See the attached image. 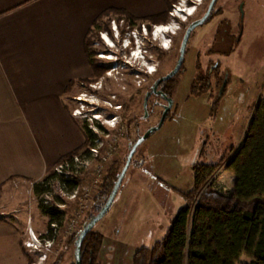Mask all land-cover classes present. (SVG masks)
<instances>
[{
    "label": "rangeland",
    "instance_id": "374dc122",
    "mask_svg": "<svg viewBox=\"0 0 264 264\" xmlns=\"http://www.w3.org/2000/svg\"><path fill=\"white\" fill-rule=\"evenodd\" d=\"M192 1L200 3V0ZM188 2L176 0V16L172 18L169 15L172 6L168 12V23L161 26L147 27L136 21L132 28L123 19L113 16L109 22L110 32H101L100 41L93 43L95 58L103 61L107 69L99 82L91 86L93 92L78 87L79 97L84 102H80L77 108L72 101L76 94L74 83L76 79L92 76L83 58L80 42L78 51L77 43L70 47L63 45L62 50L58 48L56 53L43 55L47 64H31V90L36 89V94L42 95V102H55L58 110L62 108V130L57 131L58 135L65 137L67 134L69 121L65 113L68 110L70 116L79 117L75 123L81 133L89 130L91 135L99 138V143L95 140L97 146L90 147L89 156L81 150L73 159H78L75 165L81 168L78 174H73L80 180L75 198L61 197L58 185L51 184V191L54 192L51 198L62 204L63 207L58 210L63 219L58 224L53 245L43 252L44 259L38 262V256L31 255V264H75L74 245H66V242L86 221L92 206L93 189L109 174L113 165L120 174L130 143L160 119L162 104L154 109L147 122H141L139 132L130 127L128 143L120 137L123 131L120 123L142 114L140 97L146 96L155 78L168 74L174 68L184 24L188 19L182 12L191 11V15L195 12V6L189 7ZM244 23L241 45L227 58L226 64H221V69L229 73L231 81L226 95L216 102L215 110H212L214 95H191L192 84L198 75L206 73L208 64H195L194 58L200 54L195 52L194 45L187 49L181 72L174 77L171 86L173 107L170 114L162 128L138 146L112 205L92 229L103 237L98 264H132L136 251L150 248L161 240L176 213L185 205L179 193L193 190L196 176L199 186L209 184L222 193L233 191V173L218 163L222 157L230 158L237 151L255 105L264 101V0H248ZM164 26L170 27V30L163 34L155 33ZM55 78L62 86L69 80L73 81L70 90L59 99L58 94L49 93ZM109 115L114 119L107 121L106 116ZM94 118L104 126V131L96 128ZM80 138L82 141L81 134ZM98 158L102 161H97ZM196 165L197 169L194 168ZM41 177L19 183L15 190L21 193L19 201L22 202L11 210L1 209L3 212L0 214L3 215L0 218L10 220L14 217L17 220L33 209L34 233L49 236L52 231L49 217L40 211L37 200L39 191L49 188L38 183ZM245 262L242 259V263Z\"/></svg>",
    "mask_w": 264,
    "mask_h": 264
},
{
    "label": "crops",
    "instance_id": "0c3cea01",
    "mask_svg": "<svg viewBox=\"0 0 264 264\" xmlns=\"http://www.w3.org/2000/svg\"><path fill=\"white\" fill-rule=\"evenodd\" d=\"M110 9L142 19L163 13L166 5L165 0H0V212L22 202L19 183L40 178L83 142L68 110L67 134L58 135L62 108L31 90V64H47L43 55L63 45L77 43L78 51L80 42L82 49L88 30ZM70 81L62 86L55 78L49 93L59 99ZM32 210L0 221V264H31L23 237L26 227L33 228Z\"/></svg>",
    "mask_w": 264,
    "mask_h": 264
},
{
    "label": "trees",
    "instance_id": "16d2710c",
    "mask_svg": "<svg viewBox=\"0 0 264 264\" xmlns=\"http://www.w3.org/2000/svg\"><path fill=\"white\" fill-rule=\"evenodd\" d=\"M175 2L176 0H165L166 9L163 13L139 20L125 11L112 9L98 16L82 41L83 55L93 81L102 77L107 69L106 65L102 64L103 61L95 58L93 43L99 40L101 32H110L109 22L113 20V16L118 20L123 19L132 28L136 21L146 24L147 27L166 25L168 12ZM180 72L181 69L178 74ZM204 77L205 74H202L195 79L191 87L192 96L208 93L209 84ZM173 82L174 77L165 84L167 86L164 92L169 97L172 94ZM72 85L73 81H70L66 92ZM215 105L216 102L212 110H215ZM82 136V144L64 156L58 164L72 163L81 150L87 156L90 155V147L97 144L92 143L94 138L89 130L83 131ZM97 161L101 162L102 159L98 158ZM218 164L233 173V191L222 193L209 184L199 186L196 176L195 188L186 193H179L185 205L176 213L164 237L152 247L136 251L132 264H264V101L255 105L252 119L237 151L230 158L222 157ZM194 168L197 169L198 165ZM116 169L114 165L113 169L109 168V174L93 189L92 206L86 221L76 234L67 239L66 245H75L79 232L106 202L119 176ZM54 177L55 173L51 170L45 177V182ZM58 178L63 182V178ZM64 182L71 190L80 185V180L73 176ZM40 211L49 217L50 224H60L63 219L58 209L40 205ZM2 220L0 218V221ZM102 243L103 237L100 234L93 231L87 234L80 249L81 264H98ZM242 259L246 262L242 263Z\"/></svg>",
    "mask_w": 264,
    "mask_h": 264
},
{
    "label": "flooded vegetation",
    "instance_id": "af4514ba",
    "mask_svg": "<svg viewBox=\"0 0 264 264\" xmlns=\"http://www.w3.org/2000/svg\"><path fill=\"white\" fill-rule=\"evenodd\" d=\"M211 2L212 0H200L199 4H195L192 0H189L188 6L190 7L194 5L195 12L191 16H188L187 22L184 24L182 39L187 29L194 23L200 21L206 15ZM247 5H248V0H223V1L216 0L206 20L203 22L202 25L194 29L189 36L186 46L185 56L187 49L193 47L194 45L195 46L194 49H196L195 52L200 54L194 58L195 61L194 63L208 64V67H206V73L204 79L209 84L208 93L215 96L213 103L220 101V99H222L227 93V87L229 86L231 78L227 71H223L221 69V64H226L227 58L231 56V54H233L236 51V49L239 48V46L241 45L244 39V30H245L244 20L246 16ZM182 13H184V11ZM232 13L234 15L236 14L235 15L236 20H234L235 18L234 15H233L234 17H232ZM184 14L188 15L186 13ZM185 56H184V60H185ZM203 58L205 60H203ZM184 60H183V64H184ZM164 76L155 78V80L151 83L150 89L147 92L146 96L140 97L141 99L140 106L142 109V114H140L139 116L135 115L136 116L135 118L131 117L129 119L124 120V124L120 123L119 127L122 128L121 130H123L120 134V137L125 142L128 143L127 134L130 133L131 126H133L132 128L134 132H139V130L141 129V122H147L149 116L153 114L154 109L158 107L159 104H162L161 108L163 113L164 108L167 106L166 99L170 98L172 100V98L167 96V94L164 92L166 89L165 88L166 82L161 83L157 87L156 92L158 94L153 93L154 85L157 83L158 80H160ZM101 78L102 77L98 78L97 81H93L94 78L92 76L84 80L76 79V82L74 83L76 94L72 98V101L74 102L76 108L79 106V104H81L80 102H84V100L80 99L79 97L80 93L79 91H77L78 87L80 86L85 87V90H87V92H93L91 86L97 84ZM172 107H173V100H172ZM170 111L167 114L166 118L170 114ZM80 115L82 116V114ZM75 118L78 119L79 117H75ZM106 118L107 121H111L112 119H114V117L113 116L111 117L110 115L106 116ZM158 123L159 121L156 124L151 125L146 131L156 127ZM94 124H96V128L98 130L104 131V126L102 124H99V121L95 118H94ZM92 137L94 138L92 141L94 145H95V140H97L96 142L99 143L98 136L92 135ZM136 141L130 143V148ZM101 145L105 146V144H101Z\"/></svg>",
    "mask_w": 264,
    "mask_h": 264
},
{
    "label": "built area",
    "instance_id": "2783aa9c",
    "mask_svg": "<svg viewBox=\"0 0 264 264\" xmlns=\"http://www.w3.org/2000/svg\"><path fill=\"white\" fill-rule=\"evenodd\" d=\"M173 9L171 10V12L169 13L170 17L174 18L177 14V10L178 7L173 6ZM92 153H95V150H91ZM78 159H75L72 163H68V162H64V163H60L58 164L54 169L53 172L55 173V176L53 179L46 181L45 177L48 174H44L41 179L39 180L38 183H40V185H42L44 188H48L45 190H41L39 191V195L37 194V200L39 201L38 204L42 205L43 207H49L50 209H61L63 206L60 202H58L57 199L52 200V195H54V192L51 191V184L54 183L56 184V186L58 185V193H61V197H68V198H75L76 197V193L78 190V187L74 188V189H69L67 187V183L64 182V180H69L70 177H75L76 175L73 174H78V170H80L81 168H78L75 164L78 163L77 162ZM89 162V161H87ZM75 165V166H74ZM72 167L75 168V172L74 169L72 170ZM49 173V172H48ZM58 177L63 178V182L59 180ZM36 185V184H34ZM53 192V193H52ZM59 198L60 194H57ZM3 215L2 213L0 214V216ZM58 224L57 222H53L50 224V228H51V233H49V236H37L33 229L28 226L25 230V238H24V242H23V246L24 248L32 255V256H38L37 260L38 262H41L44 259V251L48 250L54 243L56 237V230L58 228ZM38 264V263H35Z\"/></svg>",
    "mask_w": 264,
    "mask_h": 264
},
{
    "label": "water",
    "instance_id": "95a60500",
    "mask_svg": "<svg viewBox=\"0 0 264 264\" xmlns=\"http://www.w3.org/2000/svg\"><path fill=\"white\" fill-rule=\"evenodd\" d=\"M215 1L216 0H212V2L210 4V7L208 9V12L206 13V15L200 21L194 23L193 25H191L187 29V31H186L183 39H182L181 46H180V49H179V55H178V58H177V61L175 63L174 68L172 69V71L169 74H167L166 76L162 77L160 80L157 81V83L153 87V93L154 94H158L156 92V89H157V87L161 83H164V82H167V81L171 80L180 71V69H181V67L183 65V60H184L186 46H187V42H188L189 36H190L191 32L194 29H196L197 27H199L200 25H202L203 22L206 20V18L210 14V11H211L212 6L215 3ZM166 102H167V106L163 110V113L161 115V118L159 120L158 125L156 127H154V128L149 129L148 131H146L132 145V147L130 148L129 153L127 155V158H126L125 164L123 166V169L121 170L119 176L117 177V180L115 181V183L113 185V188H112V190H111V192H110V194H109L106 202L104 203V205L102 206V208L100 209V211L95 216H93V218L87 224H85V226L79 232V234H78V236L76 238L75 245H74L75 264H81V261H80V257H81V252H80L81 245H82L85 237L87 236V234H89L92 231V229L94 228V226L104 217V215L107 213V211L109 210L110 206L112 205L113 200H114V198L116 196V193H117V191H118V189L120 187V184H121V182H122V180H123V178H124V176H125L128 168L130 166V163L132 161V158L134 156V153H135L136 149L138 148V146L140 144H142L143 142H145L149 138V136L151 134H153L154 132L159 131L162 128V125H163V123H164V121L166 119V116H167V114L169 113V111L172 108V100L170 98H167L166 99Z\"/></svg>",
    "mask_w": 264,
    "mask_h": 264
},
{
    "label": "bare ground",
    "instance_id": "6f19581e",
    "mask_svg": "<svg viewBox=\"0 0 264 264\" xmlns=\"http://www.w3.org/2000/svg\"><path fill=\"white\" fill-rule=\"evenodd\" d=\"M186 12H187V10H185ZM181 12V11H180ZM186 12H184V13H186ZM179 14V13H178ZM186 14H188L187 16H190L191 15V11H188ZM170 30V27H166V26H164V27H160V28H158L156 31H155V33L156 34H163V33H165V32H167V31H169ZM169 33V32H168ZM108 38H106L105 37V40H107ZM108 41V40H107ZM136 54H138L137 52H136ZM138 57V56H137Z\"/></svg>",
    "mask_w": 264,
    "mask_h": 264
}]
</instances>
